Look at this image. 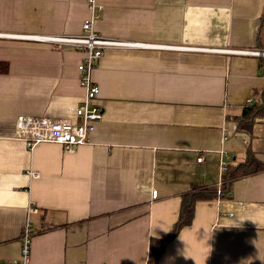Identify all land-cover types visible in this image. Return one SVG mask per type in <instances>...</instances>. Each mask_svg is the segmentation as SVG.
I'll use <instances>...</instances> for the list:
<instances>
[{
    "label": "crops",
    "instance_id": "crops-1",
    "mask_svg": "<svg viewBox=\"0 0 264 264\" xmlns=\"http://www.w3.org/2000/svg\"><path fill=\"white\" fill-rule=\"evenodd\" d=\"M96 2L97 34L153 46L104 50L92 72L103 117L66 153L28 148L16 122L81 123L83 51L5 35H80L89 0H0V264L20 259L30 204V264H147L182 195L220 182V150L230 163L248 148L264 162V117L250 133L236 119L264 90V56L227 52H264V0ZM158 264H264V171L235 180L228 198L197 202Z\"/></svg>",
    "mask_w": 264,
    "mask_h": 264
},
{
    "label": "built area",
    "instance_id": "built-area-1",
    "mask_svg": "<svg viewBox=\"0 0 264 264\" xmlns=\"http://www.w3.org/2000/svg\"><path fill=\"white\" fill-rule=\"evenodd\" d=\"M91 18L86 20L82 26V34L76 36L61 35H5L7 37L29 38L33 41L60 44L72 46L83 51L84 57L78 65L79 83L85 90V98L81 104L75 108V114L81 119V123H74L68 120H53L48 117L20 116L16 122V135L24 140L28 148H33L42 142H53L60 144L64 152L72 153L78 146L88 141V134L95 129L96 122L103 117V109L95 104V100L100 94L99 87L93 82L92 72L97 62L103 56L104 50L114 47H135V46H153L126 43L97 34L95 22L101 17L103 6L99 5L96 0H89ZM220 51V50H211ZM230 54L264 56V52L253 51H227ZM252 100L246 102L249 106ZM219 175L227 170L230 162L225 156L224 150H220ZM226 157V158H225ZM227 161H226V160ZM196 161L205 164V158L199 152ZM30 176L37 178V172L31 171ZM152 197L157 198V191L152 192ZM33 213L32 205L28 208V219L24 224L21 234V253L20 259L14 260L10 264H30V251L33 235V228L30 221V215Z\"/></svg>",
    "mask_w": 264,
    "mask_h": 264
},
{
    "label": "trees",
    "instance_id": "trees-1",
    "mask_svg": "<svg viewBox=\"0 0 264 264\" xmlns=\"http://www.w3.org/2000/svg\"><path fill=\"white\" fill-rule=\"evenodd\" d=\"M8 72V64L0 62V73ZM257 98L249 106L243 109L237 117L238 130L250 133L257 119L264 117V90L258 92ZM264 171V162L258 159L250 148L246 152L243 162L230 163L227 170L222 174L221 180L216 186L192 185L182 195L181 209L178 220L169 233L161 239H152L149 246V258L147 264H158L159 258L168 243L178 233L191 224L194 218L195 206L199 201L208 199H225L230 197L233 182L237 179L258 174Z\"/></svg>",
    "mask_w": 264,
    "mask_h": 264
},
{
    "label": "rangeland",
    "instance_id": "rangeland-1",
    "mask_svg": "<svg viewBox=\"0 0 264 264\" xmlns=\"http://www.w3.org/2000/svg\"><path fill=\"white\" fill-rule=\"evenodd\" d=\"M103 13V12H102ZM102 13H101V15H102ZM256 52V51H255Z\"/></svg>",
    "mask_w": 264,
    "mask_h": 264
}]
</instances>
